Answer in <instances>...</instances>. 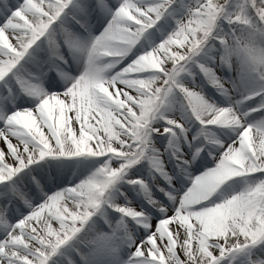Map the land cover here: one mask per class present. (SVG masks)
Instances as JSON below:
<instances>
[{
  "label": "snow or ice",
  "instance_id": "1",
  "mask_svg": "<svg viewBox=\"0 0 264 264\" xmlns=\"http://www.w3.org/2000/svg\"><path fill=\"white\" fill-rule=\"evenodd\" d=\"M0 264H264V0H0Z\"/></svg>",
  "mask_w": 264,
  "mask_h": 264
}]
</instances>
